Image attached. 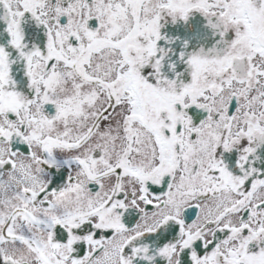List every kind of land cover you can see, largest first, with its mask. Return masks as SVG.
I'll use <instances>...</instances> for the list:
<instances>
[{
    "label": "snow or ice",
    "instance_id": "6c2138e0",
    "mask_svg": "<svg viewBox=\"0 0 264 264\" xmlns=\"http://www.w3.org/2000/svg\"><path fill=\"white\" fill-rule=\"evenodd\" d=\"M0 264H264V0H0Z\"/></svg>",
    "mask_w": 264,
    "mask_h": 264
}]
</instances>
